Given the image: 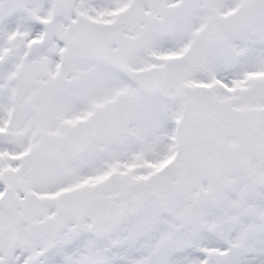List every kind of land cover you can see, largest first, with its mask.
<instances>
[{"label": "snow or ice", "instance_id": "snow-or-ice-1", "mask_svg": "<svg viewBox=\"0 0 264 264\" xmlns=\"http://www.w3.org/2000/svg\"><path fill=\"white\" fill-rule=\"evenodd\" d=\"M0 264H264V0H0Z\"/></svg>", "mask_w": 264, "mask_h": 264}]
</instances>
